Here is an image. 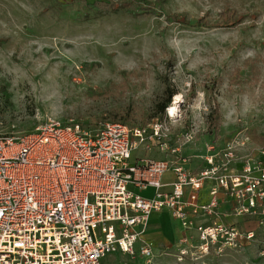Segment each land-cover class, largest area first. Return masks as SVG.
I'll use <instances>...</instances> for the list:
<instances>
[{
    "label": "rangeland",
    "instance_id": "1",
    "mask_svg": "<svg viewBox=\"0 0 264 264\" xmlns=\"http://www.w3.org/2000/svg\"><path fill=\"white\" fill-rule=\"evenodd\" d=\"M200 18L208 26L197 24ZM225 19L236 22L221 25ZM167 87L181 98L170 119L174 138L198 129L182 148L186 167L198 159L190 168L201 170L207 145L220 148L233 137L245 143L237 149L238 170L244 158L260 159L264 0H0V135L31 132L47 118L86 129L123 117L144 125L159 118L151 116ZM214 106L216 136L206 121ZM144 155L163 158L142 149L132 158ZM211 200L201 195L197 204ZM215 204L190 214V228L179 221L187 233L169 248L154 245L155 263L264 264V227L255 216H230L229 196ZM198 226L222 227L223 237L202 239ZM246 228L252 239L244 238ZM233 232L237 240L228 239ZM140 259L119 262L144 264Z\"/></svg>",
    "mask_w": 264,
    "mask_h": 264
},
{
    "label": "built area",
    "instance_id": "2",
    "mask_svg": "<svg viewBox=\"0 0 264 264\" xmlns=\"http://www.w3.org/2000/svg\"><path fill=\"white\" fill-rule=\"evenodd\" d=\"M169 108L144 125L86 129L47 118L31 132L0 135V264H107L116 253L156 264L155 247L143 238L151 214L168 210L190 228V214L209 210L221 194L232 201L230 216H255L263 228L264 145L260 159L246 157L238 170L245 143H211L195 172L182 148L198 129L174 138ZM139 149L163 158H132ZM205 190L212 200L198 205ZM197 229L211 242L223 237L222 227ZM253 237L246 228L244 238Z\"/></svg>",
    "mask_w": 264,
    "mask_h": 264
},
{
    "label": "crops",
    "instance_id": "3",
    "mask_svg": "<svg viewBox=\"0 0 264 264\" xmlns=\"http://www.w3.org/2000/svg\"><path fill=\"white\" fill-rule=\"evenodd\" d=\"M193 164H189L187 167L190 168L191 165L198 166L200 165L201 161L198 159L193 160ZM171 175L167 174L165 176V179H170ZM203 195H208V191H204ZM220 197H225V195L221 194ZM205 199V198H204ZM226 209L227 207L221 206L220 209ZM184 227L180 226V223L177 219L173 218L168 210H161L158 212H154L151 214L149 218L148 223V229L147 232L144 234L143 238L147 241H150L153 243V245L157 244H164L167 248L170 247V245L178 238H182L183 235H185L187 232ZM109 255L105 259V263L107 264H120L122 262H119V260L123 257H127L123 254H118L117 256ZM142 260V259H140Z\"/></svg>",
    "mask_w": 264,
    "mask_h": 264
},
{
    "label": "trees",
    "instance_id": "4",
    "mask_svg": "<svg viewBox=\"0 0 264 264\" xmlns=\"http://www.w3.org/2000/svg\"><path fill=\"white\" fill-rule=\"evenodd\" d=\"M121 7L128 8V7H130V4L129 3H123V5ZM143 11L145 13L148 12V10H143ZM227 22L228 21H226V19H225V22H223V24H221V25L225 26L226 24H234L236 21L233 19V20H230L228 23ZM196 23L199 25H201V24L207 25L205 23V21H203V19H201V18L198 19ZM176 94H178V91L175 88L167 87L164 91V95L162 96V98L155 104L154 111H153V114L151 117H159V119L163 118L165 108L171 103L172 97L175 96ZM116 117L117 116L113 117V121L116 120ZM122 121H123L122 123H126L128 121V118L123 117ZM206 121H207L208 131L212 132L213 135L216 136L217 132L220 128V113H219L218 106H214L210 110V112L208 113V115L206 117Z\"/></svg>",
    "mask_w": 264,
    "mask_h": 264
},
{
    "label": "bare ground",
    "instance_id": "5",
    "mask_svg": "<svg viewBox=\"0 0 264 264\" xmlns=\"http://www.w3.org/2000/svg\"><path fill=\"white\" fill-rule=\"evenodd\" d=\"M180 101H181L180 95L176 94L173 98V102L170 104V108H169L170 116L175 115V113L177 112V108H178Z\"/></svg>",
    "mask_w": 264,
    "mask_h": 264
}]
</instances>
